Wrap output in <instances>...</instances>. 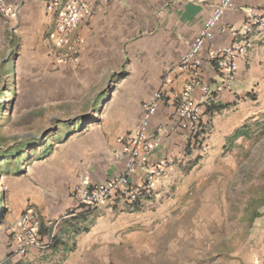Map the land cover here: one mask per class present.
I'll list each match as a JSON object with an SVG mask.
<instances>
[{
    "label": "crops",
    "instance_id": "crops-1",
    "mask_svg": "<svg viewBox=\"0 0 264 264\" xmlns=\"http://www.w3.org/2000/svg\"><path fill=\"white\" fill-rule=\"evenodd\" d=\"M5 1L13 7V14L9 18L0 15V96L11 86L16 60L28 58L35 68L42 59L46 70L57 78L58 89L67 90L69 95L77 93L72 98L75 114L62 120L69 125L56 126L34 148L26 150L28 160L8 169L10 235L31 209L40 217L44 235L54 236L49 250H32L18 264H88L82 258L86 252L97 246L106 251L112 244L120 246L122 234L134 223L144 217L154 219L164 203V190L187 165L199 166L203 149L220 152L237 130L259 114L254 106L264 96V32L248 37L249 53L237 59L238 76L230 88L222 89L212 106L205 107L200 135L182 130L177 118L179 99L195 72L179 73L164 92L160 108L150 119L154 150L148 167L165 160L175 166L150 204L111 201L82 214L70 190L81 181L103 186L120 173L126 159L118 138L142 122V105L162 89L164 76L187 54L220 0L99 3L74 32L82 40L75 66L63 65L58 59L56 16L47 10L45 0ZM256 10H264V0H235V9L223 25L242 30L249 13ZM243 42L229 31L216 30L212 47L201 54L198 71L211 91L221 87L222 81L208 62L209 52ZM195 96L201 98L199 92ZM30 156L37 160L31 162ZM144 175L145 169L134 181L139 182ZM57 252L67 257L58 261L40 257ZM242 261L254 264V259ZM258 264H264V249Z\"/></svg>",
    "mask_w": 264,
    "mask_h": 264
},
{
    "label": "rangeland",
    "instance_id": "rangeland-1",
    "mask_svg": "<svg viewBox=\"0 0 264 264\" xmlns=\"http://www.w3.org/2000/svg\"><path fill=\"white\" fill-rule=\"evenodd\" d=\"M30 61L16 60L11 86L0 96V149L26 143L30 151L56 126L69 125L62 120L77 109L72 101L77 93L58 89L42 59L37 68ZM255 107L259 114L220 152L203 149L198 167L187 165L179 172L164 190L154 219L135 221L120 246L112 244L109 251L97 246L82 258L88 264H242V259L258 264L264 249V96ZM7 170L0 169L4 210L10 207ZM10 221L9 213L0 216V264H18L22 258L14 252ZM46 255L40 257H67Z\"/></svg>",
    "mask_w": 264,
    "mask_h": 264
},
{
    "label": "built area",
    "instance_id": "built-area-1",
    "mask_svg": "<svg viewBox=\"0 0 264 264\" xmlns=\"http://www.w3.org/2000/svg\"><path fill=\"white\" fill-rule=\"evenodd\" d=\"M113 1L115 0H45L47 10L56 16L54 40L59 49L58 59L63 65L75 66L78 63L82 40L74 36V32L84 17L99 3L108 5ZM234 9L235 0H220L187 54L164 76L162 89L154 94L151 101L142 105L145 111L142 122L133 131L118 138V142L124 145L123 155L126 159L120 173L103 186H90L81 181L70 190V196L77 201L80 213L90 214L111 201L144 206L156 197L159 185L167 180L169 170L175 166L173 161L165 160L148 167L154 150L150 138V119L160 108L164 92L169 90L179 73L188 70L195 72V76L186 83L179 99L177 118L182 130L200 135L203 130L205 107L212 106L211 103L217 100L222 89L230 88L238 76L237 59L248 55V37L255 32H264V10L251 11L242 30L224 26V18ZM12 14L13 7L5 0H0V15L9 18ZM217 29L222 32L229 31L234 37H241L244 42L213 48L209 52L208 62L218 72L222 81L221 87L211 91L198 75V71H201L202 67L201 54L206 47H212ZM197 92L201 94L199 100L195 96ZM144 169L143 179L134 181L137 173ZM12 237L15 243L14 252L20 257H26L32 250L47 251L54 241L53 235H44L41 219L31 209L22 215Z\"/></svg>",
    "mask_w": 264,
    "mask_h": 264
},
{
    "label": "trees",
    "instance_id": "trees-1",
    "mask_svg": "<svg viewBox=\"0 0 264 264\" xmlns=\"http://www.w3.org/2000/svg\"><path fill=\"white\" fill-rule=\"evenodd\" d=\"M239 134L240 133L238 132V134H236L234 136V138H239L240 137ZM25 144L26 143L15 144V145L7 148V150H5V151H0V169L2 167L9 169L10 165L20 162V160H19L20 158H24L22 161L28 160V157L24 156V154L26 152V148H25L26 146H24ZM7 172H8V170H7ZM1 200H2V204H0V216L4 217V215L7 212V209L6 210L2 209L3 206L6 205V203L3 202L4 197H3L2 193L0 194V201Z\"/></svg>",
    "mask_w": 264,
    "mask_h": 264
}]
</instances>
